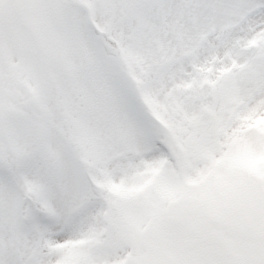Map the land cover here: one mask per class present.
Returning a JSON list of instances; mask_svg holds the SVG:
<instances>
[{"label": "snow or ice", "instance_id": "1", "mask_svg": "<svg viewBox=\"0 0 264 264\" xmlns=\"http://www.w3.org/2000/svg\"><path fill=\"white\" fill-rule=\"evenodd\" d=\"M5 3L38 57L24 124L0 88V264H65L102 217L108 256L78 264H264V0H0V33ZM101 90L120 117L64 167L50 135ZM114 186L140 214L107 219Z\"/></svg>", "mask_w": 264, "mask_h": 264}, {"label": "rangeland", "instance_id": "2", "mask_svg": "<svg viewBox=\"0 0 264 264\" xmlns=\"http://www.w3.org/2000/svg\"><path fill=\"white\" fill-rule=\"evenodd\" d=\"M4 16L5 27L0 33V49L3 51V55L0 57V88L7 95L9 115L14 120L19 118L24 124L28 116V108L24 104L28 83L22 78L19 66L26 55H30L34 61L38 57L36 49L31 44L32 20L28 12L16 6H8L4 9ZM75 62H78V57L75 58ZM119 117V98L115 94H107L101 90L96 100L95 109L87 121L74 124L71 127L59 124L55 126L48 144L50 155L69 169L76 162L82 163L95 146L88 138L89 133L94 134V138L99 140L101 135L110 129L113 122ZM23 131L27 134L29 130L25 126ZM68 144L72 145L70 151L66 147ZM113 163L118 166L119 161H113ZM137 191L114 186L111 189V205L107 219H122L128 212L140 214V206L130 200V197L135 196ZM95 231L98 238H103V242L98 240L96 243L90 244L80 241L68 245L65 264H78V261L89 256L98 260H104L108 256L107 243L110 236L106 218L102 217Z\"/></svg>", "mask_w": 264, "mask_h": 264}, {"label": "water", "instance_id": "3", "mask_svg": "<svg viewBox=\"0 0 264 264\" xmlns=\"http://www.w3.org/2000/svg\"><path fill=\"white\" fill-rule=\"evenodd\" d=\"M7 6H8V4H7V3H5V7H4V9H5Z\"/></svg>", "mask_w": 264, "mask_h": 264}]
</instances>
